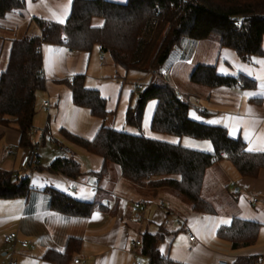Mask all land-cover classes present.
Wrapping results in <instances>:
<instances>
[{"label":"crops","instance_id":"1","mask_svg":"<svg viewBox=\"0 0 264 264\" xmlns=\"http://www.w3.org/2000/svg\"><path fill=\"white\" fill-rule=\"evenodd\" d=\"M24 1L23 9L7 17L15 22L16 31L22 35L38 33V28L30 21L32 18L63 24L73 0ZM92 23L100 25L101 20L94 19ZM40 50L45 84L44 89L35 95L31 133L32 142L38 145L35 167H31L33 159L30 164L20 166L27 153L23 149L15 150L19 148V134L14 128L0 126V170L27 176L30 187L23 196L0 199V264H55L42 256L48 250L62 253L69 237H77L81 241L68 264H131L134 260L132 242L140 239L144 232L155 233L162 228L167 235L158 243V251L173 264H219L220 260L232 264L238 257L251 255H257L259 264H264V169L255 178L243 177L225 158L209 167L203 181L202 196L214 206L215 214L191 211L186 200L169 192H162L158 197L148 193L143 196L136 192L137 189L126 186L116 165L107 164L105 172L99 175L102 160L67 141L60 129L87 140L95 136L103 123L116 130L139 133L137 128L126 124L125 115L128 107L137 102V85L144 86L149 79L142 78L140 72L125 71L115 65L109 55L96 46L85 52L44 43ZM262 62L264 56L255 58L253 62H243L231 50L219 48L217 40L186 38L172 49L165 61L166 69L162 68L160 74L190 104L189 116L192 113L197 117L190 116L191 119L222 126L231 137L242 138L245 150L258 152L264 148ZM198 64H213L221 75L242 74L254 80L255 86L242 88L236 84L234 87L208 89L194 85L188 76ZM2 70L0 68V72ZM78 74L85 76L86 87L98 90L105 99L110 113L106 119L93 117L87 109L72 104L70 91L61 81ZM47 101L48 107L44 105ZM155 106L156 101L150 100L144 107L140 128L144 136L180 143L192 149L211 150L210 144L205 143L207 141L179 139L152 132L150 122ZM62 146L68 148L71 155L62 152ZM60 157L73 158L78 163L80 176L70 178L50 170V163ZM47 188L78 200L96 201L103 208L94 209L87 218L60 214L50 208L48 194L44 191ZM141 201L148 204L135 209L134 204ZM220 205L227 213L221 211ZM232 218L261 225L253 245L232 249L229 242L216 236L217 228L228 224ZM167 219L174 222L166 224ZM10 231H16L19 240L31 242L33 248L21 247L19 242L13 246L4 243L2 237ZM187 231L194 235L193 242L188 240ZM135 250L136 259L147 264L140 253L141 247ZM74 259H79V262L74 263Z\"/></svg>","mask_w":264,"mask_h":264},{"label":"trees","instance_id":"2","mask_svg":"<svg viewBox=\"0 0 264 264\" xmlns=\"http://www.w3.org/2000/svg\"><path fill=\"white\" fill-rule=\"evenodd\" d=\"M24 5V0H0V20ZM94 19H100L101 24L94 25ZM30 21L38 33L26 32L10 39L6 64L0 72V126L18 132V147L27 153V164L32 159L37 164L38 145L32 142L31 133L35 95L45 84L40 50L44 43L85 52L96 46L115 65L137 72L154 68L161 73L172 49L186 38L210 41L215 37L219 48L231 50L243 62L264 56V0H126L125 3L73 0L63 24L40 18ZM188 80L208 89L236 84L242 88L255 86L254 80L242 74L217 73L213 64L194 66ZM61 82L68 87L73 105L87 109L93 117L102 120L108 117L105 99L98 90L86 87L83 74ZM138 91L137 102L128 107L125 115L126 124L137 128V134L103 123L95 136L87 140L60 129L67 141L102 160L99 175L105 172L107 164L116 165L126 186L137 189L143 196L148 193L158 197L169 192L186 200L191 211L215 214L214 206L202 196L209 167L225 158L243 177L255 178L264 169V150L247 151L242 138L231 137L224 127L191 119L190 104L178 97L168 82L150 79ZM150 100L156 101L150 122L152 132L207 141L211 150L192 149L144 136L140 132L141 120ZM49 169L70 178L80 176L78 163L71 157L54 159ZM29 189L27 176L0 170V199L23 196ZM44 191L50 208L63 215L87 218L94 209L103 208L96 201L78 200L55 189ZM260 228L257 222L232 218L217 228L216 236L229 242L232 249L245 248L256 242ZM166 235L164 228L141 235L140 253L147 264H173L158 251V243ZM80 241L69 237L62 253L48 250L42 258L55 264H68ZM232 264H259L258 256L238 257Z\"/></svg>","mask_w":264,"mask_h":264},{"label":"built area","instance_id":"3","mask_svg":"<svg viewBox=\"0 0 264 264\" xmlns=\"http://www.w3.org/2000/svg\"><path fill=\"white\" fill-rule=\"evenodd\" d=\"M99 57H100V59H102V53H101V52H100ZM148 74H150V75H155V76H161L160 73L155 72V71H151V72L148 73ZM238 86H239V87H242L241 84H238ZM137 88H138V89H141V88H142V85H141V84H138V85H137ZM177 96L179 97L180 95L177 93ZM44 105H45L46 107H48V106H49L48 101L45 102ZM60 150H61L62 152H64L65 154H67L68 156L71 155V151H70L68 148L64 147V146L60 147ZM9 152H11V151H9ZM28 160H29V159H28V155H24V156L22 157L21 161H20V166H21V167L26 166V164L28 163ZM35 166H36V163L33 162L32 165H31V167H35ZM147 204H148L147 201H141V202H137V203H135V204H134V207H135V209H141L142 207L146 206ZM175 220H176V219H175ZM172 222H174V221L171 220V219H167V220L165 221L166 224H170V223H172ZM187 235H188V240H189L190 242H193V241H194V238H195L194 235H193L192 233H190L189 231H187ZM2 240H3L4 243H8V244H10V245H12V246H13L16 242H19V244H20L21 247H24V248H27V247H29V248H33V245H32L31 242L26 241V240H19L16 231H10V232L6 233L5 235H3ZM18 240H19V241H18ZM139 246H140V239H136V240H134V241L132 242V247H133V248H132V251H131V255L134 257V260H133V262H132L131 264H142V262L139 261L138 259H136V257H135V255H136V250H135V248H136V247H139ZM73 262H74V263H78V262H79V259H74ZM219 264H227V262L224 261V260H220V261H219Z\"/></svg>","mask_w":264,"mask_h":264},{"label":"rangeland","instance_id":"4","mask_svg":"<svg viewBox=\"0 0 264 264\" xmlns=\"http://www.w3.org/2000/svg\"><path fill=\"white\" fill-rule=\"evenodd\" d=\"M15 23L13 20L9 19V18H5L0 20V68L1 70L4 68L5 65V61L7 59V55H8V51H9V45H10V38H14V37H20L22 34H20L19 31H16V27L14 26ZM31 31V29H30ZM217 40L215 37L212 38L210 41H215ZM165 66H167V63L165 65H163V68H165ZM151 71H155L157 72L154 68H148L145 72H140L141 74H143L142 78H148L150 79H155L158 78V82L163 83L164 81V77L163 75L161 76H155V75H150L148 76V73H150ZM147 75V76H146ZM154 77V78H153ZM47 142L48 139H47ZM206 145H209L208 142H205ZM13 149H15L14 147H12ZM17 152H19L21 150V148H16L15 149ZM187 204H189L187 202ZM219 206V204L217 205ZM221 211L225 214L227 213V211L220 205Z\"/></svg>","mask_w":264,"mask_h":264},{"label":"snow or ice","instance_id":"5","mask_svg":"<svg viewBox=\"0 0 264 264\" xmlns=\"http://www.w3.org/2000/svg\"><path fill=\"white\" fill-rule=\"evenodd\" d=\"M60 22H62V21H60ZM48 51H53L52 49H48ZM262 63H264V62H262ZM190 116H192L193 118H197V117H195L192 113H190ZM231 134V133H230ZM252 149H249V151H251ZM261 150H264V148H262ZM96 214L94 213V216H95ZM161 251H163V250H161Z\"/></svg>","mask_w":264,"mask_h":264}]
</instances>
